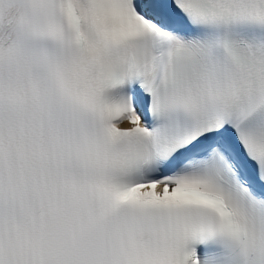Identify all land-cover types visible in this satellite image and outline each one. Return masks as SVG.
Returning a JSON list of instances; mask_svg holds the SVG:
<instances>
[{
  "label": "snow or ice",
  "instance_id": "snow-or-ice-1",
  "mask_svg": "<svg viewBox=\"0 0 264 264\" xmlns=\"http://www.w3.org/2000/svg\"><path fill=\"white\" fill-rule=\"evenodd\" d=\"M0 264H264V0H0Z\"/></svg>",
  "mask_w": 264,
  "mask_h": 264
}]
</instances>
